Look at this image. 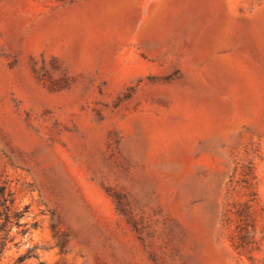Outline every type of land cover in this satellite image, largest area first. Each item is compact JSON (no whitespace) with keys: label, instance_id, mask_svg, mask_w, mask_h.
<instances>
[{"label":"rangeland","instance_id":"obj_1","mask_svg":"<svg viewBox=\"0 0 264 264\" xmlns=\"http://www.w3.org/2000/svg\"><path fill=\"white\" fill-rule=\"evenodd\" d=\"M0 185V264H264V0H0Z\"/></svg>","mask_w":264,"mask_h":264},{"label":"trees","instance_id":"obj_2","mask_svg":"<svg viewBox=\"0 0 264 264\" xmlns=\"http://www.w3.org/2000/svg\"><path fill=\"white\" fill-rule=\"evenodd\" d=\"M3 190H4V187L2 185H0V200L2 201V204L4 205L5 204V200L6 198L3 197ZM23 212L22 211H16L14 216H15V223L18 225V226H22L23 223H21L20 221V218L21 216H23ZM12 222L10 220V216L8 214L5 215V220L0 224V232L1 231H5V236L4 238H6L9 234V231H10V228H8V224ZM2 244V243H1ZM0 244V245H1ZM2 247V245H1ZM1 247H0V251H1ZM26 257H28V255H21L18 260L16 261L17 264L21 263ZM38 264H44L43 261L39 262Z\"/></svg>","mask_w":264,"mask_h":264}]
</instances>
